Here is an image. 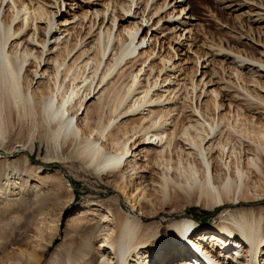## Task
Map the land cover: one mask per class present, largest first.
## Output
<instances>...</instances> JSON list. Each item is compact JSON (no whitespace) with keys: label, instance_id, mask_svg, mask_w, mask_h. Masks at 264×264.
Segmentation results:
<instances>
[{"label":"bare ground","instance_id":"obj_1","mask_svg":"<svg viewBox=\"0 0 264 264\" xmlns=\"http://www.w3.org/2000/svg\"><path fill=\"white\" fill-rule=\"evenodd\" d=\"M186 2L0 0V226L16 231L0 232V264H264V50L198 44ZM237 32L264 47V26ZM37 140L116 185L61 237L72 193L48 239L28 233L56 196L25 169ZM181 195L224 208L221 221L174 209Z\"/></svg>","mask_w":264,"mask_h":264},{"label":"rangeland","instance_id":"obj_2","mask_svg":"<svg viewBox=\"0 0 264 264\" xmlns=\"http://www.w3.org/2000/svg\"><path fill=\"white\" fill-rule=\"evenodd\" d=\"M186 3L190 4L192 8L191 14L194 17L195 30H196V31L194 30V32H197L195 33V35L198 38L197 39L198 44H201L203 42H207V43L212 42L218 45L224 44L227 47L230 45L239 46L241 48L247 49L249 52H253L254 54H259V52L264 50V47L261 44L257 43L255 40L249 38H243L238 40V38L234 37L233 35L236 34L237 31L241 32V30L250 29V28L251 29L254 28V30H259L264 26L263 20L262 21L257 20L261 16L259 15V13H264V10H261V7H264V0H187ZM63 8H65V5L63 6ZM194 48H196L194 49L196 53L197 52L199 53L200 51H204L202 49H198V47L196 46ZM157 51L158 48L156 52ZM191 57L193 56L191 55ZM214 65L215 63L212 66H210V68L214 67ZM243 73L248 77H250V72L247 69H244ZM224 103L228 104V99L226 100L225 98ZM30 153H31V158H29L28 164H33L35 166L26 165L25 169L27 170L31 169L32 171L35 172V175H39L44 179L42 184H45L47 188L44 187V185L42 186L44 187L43 189L45 190L46 193L50 189H53L52 191L54 192L56 191V196L54 195V197L50 199L51 202H49L50 204L47 208L46 211L47 213H45L44 216L50 222L41 223L40 225H37L35 223H30L28 225L29 226L28 228L30 230V231L28 230V233L30 235L33 233L32 235L37 234V236L40 237V235L42 234L43 239L49 238L54 228L53 220L58 218L60 215L58 214L59 205L61 204L62 201L63 202L67 201L71 193L74 195L73 200L71 204H69L62 213L61 220L59 222L60 237L61 234L63 233V230L67 226V223L68 226L69 223L71 224V220L69 219L76 218L77 215H79L80 210L85 207L86 203L89 202L91 204H100L103 207H105L111 204V200L117 194V191H115L116 188L115 182H112L113 178L112 176H109L112 173L104 174L99 172L98 170H95L93 167L85 165L80 159L73 157L71 155V151L57 148L53 146L50 143V141L43 140L42 142H40L37 140L35 142V145H33V148ZM0 154H1L0 156H4L3 154L5 153H0ZM10 158L19 159L18 165L20 167L24 166V161H22L23 159H21V153L19 151H13L10 154ZM37 166H39L40 168L38 169ZM32 178L34 179V181L33 180L32 181L35 183H38V181L41 182V179L38 180L37 176ZM67 187L71 188L72 190L68 191ZM48 193H52V192L50 191ZM153 195H157V193H154ZM121 198H123L122 194H121ZM199 200L200 199L196 197H193L192 199L181 195V197L175 199L174 203H176L175 204L176 208L174 207V209L188 210L192 218L198 219L199 222H201L202 224L213 225L219 223L222 219L221 217L224 208L212 207L204 201L199 202ZM154 201H155V205L159 206L160 203L158 197L154 198ZM254 203H258V202H254ZM258 204L264 205V202ZM246 206H255V205H246ZM0 214H1L0 217L3 216L2 211H0ZM35 216L38 218L40 217V219L43 218L42 216H38V213L36 212H35ZM92 219L97 220L98 218L96 216H93ZM17 220L18 219L15 218L12 224L14 223V221L16 222ZM192 220H189L188 218H183L180 221H182L181 223L184 224L186 222H195L194 220L193 221ZM5 225L6 224H4V226ZM1 226H0V232L2 231L5 232V230L7 229L6 233H8L9 231L10 233L16 234V231L13 230L11 224H8V226H10V229H8L9 228L8 226H6L5 228ZM3 228L4 230H2ZM197 230L200 231L199 228H197ZM42 232L43 233L45 232L44 233L45 235H43ZM179 233H181V229H179ZM194 238H196V241H191V242L188 241V243L189 245L192 244L198 246L196 242H200L202 238L198 236H194ZM180 240L176 242V244H181L183 239ZM58 241H60V238ZM32 243L33 242L30 240V242L28 243L30 245L29 247H31ZM183 243L185 242L183 241ZM204 246L203 248L200 246L201 251H204L203 250ZM225 246L216 249L217 251H221L223 253V256L229 254V251L225 253L224 250ZM233 249L234 250L230 251V254L236 255L235 253L237 252L236 251L237 248L233 246ZM160 254L161 253H158V255ZM0 255H2V253ZM201 256L206 257L207 254L205 256V254H203L202 252ZM248 256L250 257L251 254H248ZM242 260H243V256L241 258L240 263L242 262ZM229 264H234V263L231 262Z\"/></svg>","mask_w":264,"mask_h":264}]
</instances>
